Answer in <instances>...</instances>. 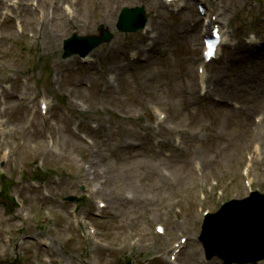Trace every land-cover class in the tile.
I'll return each instance as SVG.
<instances>
[{"label": "rangeland", "instance_id": "obj_1", "mask_svg": "<svg viewBox=\"0 0 264 264\" xmlns=\"http://www.w3.org/2000/svg\"><path fill=\"white\" fill-rule=\"evenodd\" d=\"M68 1L0 0V262L173 264L180 243L178 264H224L198 237L205 211L264 194V0ZM138 6L145 28L118 32ZM207 15L225 37L210 62ZM100 24L109 44L62 58Z\"/></svg>", "mask_w": 264, "mask_h": 264}, {"label": "water", "instance_id": "obj_2", "mask_svg": "<svg viewBox=\"0 0 264 264\" xmlns=\"http://www.w3.org/2000/svg\"><path fill=\"white\" fill-rule=\"evenodd\" d=\"M142 14H143L142 9L140 10L136 9L131 12L125 10L122 14L123 18L120 22L119 27L126 31H135L138 28H142L144 25V17L142 16ZM140 18L142 19L141 23L136 25V21ZM104 39H109V37L105 36ZM76 41L85 42L88 45V49L84 52L81 51L80 49L70 51V46L73 45L74 42ZM65 44H66V53L64 57L70 56L75 53H78L83 56L86 53H88V51H90L91 48V42L89 38H77L74 36L72 39L66 41ZM253 196L262 198V200H264V196H259V195H253ZM70 200L72 199L70 198ZM230 205L231 204L226 205L224 209H227L228 207H230ZM263 212H264V206L262 210L259 212V214L256 213V211L245 212L243 217H241L239 220H236L235 223L232 224V226L239 225L241 227L240 240L235 242L234 241L229 242V244L239 246L241 250H246L247 248H249L248 250L250 251L259 250L264 252V218L261 216ZM211 218L212 217H209V219ZM243 229L246 230L243 231ZM234 232H236V230ZM201 240L204 241L203 238H201ZM206 251L207 253L209 252L208 246L206 247ZM208 255L212 256L210 254ZM217 255L221 257H225L223 252L218 253ZM262 258H264V255L262 256ZM233 261L238 263H243L241 259H235Z\"/></svg>", "mask_w": 264, "mask_h": 264}, {"label": "bare ground", "instance_id": "obj_3", "mask_svg": "<svg viewBox=\"0 0 264 264\" xmlns=\"http://www.w3.org/2000/svg\"><path fill=\"white\" fill-rule=\"evenodd\" d=\"M64 1V3H66V10L67 11H70V9L68 8L69 6H70V3H69V1L68 0H63ZM74 13H77V15H76V17H72L71 19L72 20H76V21H79L78 20V18H79V15H78V11L76 10V12H74ZM59 22L60 23H62L63 22V19L62 18H60L59 19ZM207 24V27H209L211 24H212V21H211V18H210V16H205V25ZM49 38H51V41H52V43H53V45L55 46L56 44H57V42H56V36H54V35H52L51 37H49ZM223 41H225V37H223V35L221 36V38H220V42H219V45H218V47H217V49L215 50V57H217V55H218V53H219V47H220V45H221V43L223 42ZM137 55V53H134V57ZM123 68L121 67V66H119L117 63H116V61L115 60H113L112 61V59L110 60V62H109V67L107 68V72H106V74L107 73H114V74H119L120 72H121V70H122ZM100 77V76H99ZM76 96L78 97V95L76 94ZM102 97V96H101ZM88 101L90 102V103H93L94 102V100L93 99H91V98H88ZM41 103H43V105H46V108H48V104H46V98H42V102ZM159 114V113H158ZM159 115H161V114H159ZM0 125H1V121H0ZM3 130L2 129H0V132H2ZM83 138H85V139H89L90 137H89V135L88 134H86V133H83ZM94 145V143H90V146L92 147ZM57 156H59V154H57ZM149 169H151V167L149 168ZM101 203L100 202H98V205H100ZM121 214L123 213V212H120ZM156 213H158V212H156ZM55 232H57V231H55ZM58 233V232H57ZM163 233H165V229L163 228ZM182 246V244H178V245H176L175 246V248L174 249H172V252H173V254L176 256V252H175V250L176 249H178L179 248V246ZM178 254V253H177ZM172 256L171 258L169 257V261L172 259V263L173 264H178V263H176L175 262V260L174 259H176V257L175 256ZM61 262V261H60Z\"/></svg>", "mask_w": 264, "mask_h": 264}]
</instances>
